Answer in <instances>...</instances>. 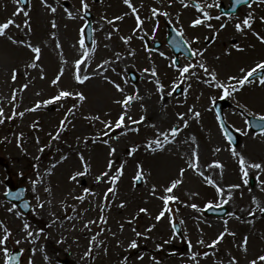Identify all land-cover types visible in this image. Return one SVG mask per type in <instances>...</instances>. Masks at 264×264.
I'll return each mask as SVG.
<instances>
[{"label": "rangeland", "instance_id": "obj_1", "mask_svg": "<svg viewBox=\"0 0 264 264\" xmlns=\"http://www.w3.org/2000/svg\"><path fill=\"white\" fill-rule=\"evenodd\" d=\"M191 1L130 0L134 13L124 0H83L87 9L82 0H27L24 7L18 0H0V23L15 21L0 35V160L7 165H0V238L8 234L0 245V264L6 260L4 247L21 249L20 264H233V258L235 264H249L264 255V131H249L243 114H264V85L255 78L227 97L214 86L231 85L228 77H240L241 68L264 61V42L256 35L264 36V1L217 18L216 5L226 0H195L211 17L196 26L192 21L203 19V13ZM153 9L159 10L155 16ZM84 10L92 13L93 35L82 48ZM249 15L251 27L237 31L236 24ZM168 23L202 55L180 57L174 65L168 46L152 47ZM144 37L150 39L147 45ZM27 43L41 49L38 60ZM82 57L80 75L89 76L83 83L75 79V61ZM201 62L215 70L216 81L205 83L211 76L198 66L190 69L195 75L181 77L180 67ZM60 91L85 99L53 100ZM129 95L134 99L125 107L120 101ZM220 97L229 101L225 120L241 135L236 146L223 136L213 110ZM122 114L124 124L116 128ZM172 127L180 129L176 137L157 148L155 140L163 141L160 133ZM239 156L262 167L247 166L244 176ZM214 161L221 166L210 167ZM193 162L196 169L189 166ZM7 175L24 187L32 207L27 214L4 199ZM177 179L181 182L166 193ZM165 195L177 197L167 211ZM209 204L225 207V214L206 215ZM161 211L165 214L157 220ZM29 214L43 223L34 224ZM222 232L223 239L212 245ZM133 241L136 247H129Z\"/></svg>", "mask_w": 264, "mask_h": 264}, {"label": "snow or ice", "instance_id": "obj_2", "mask_svg": "<svg viewBox=\"0 0 264 264\" xmlns=\"http://www.w3.org/2000/svg\"><path fill=\"white\" fill-rule=\"evenodd\" d=\"M171 2V0H170ZM242 0H236V3H241ZM124 3L125 4H128L130 8H132V11L135 13L136 12V9L135 7H133L130 3V0H124ZM82 4H83V7L85 9H87L88 5L86 3L83 2L82 0ZM185 7L188 6L187 3L184 4ZM217 7L219 5H216ZM194 7L203 13V19L201 18H197V19H194L192 21V25L193 26H196V25H199L201 23L204 22V20H207V19H211V17L209 16V14L203 10V7L200 3H195L194 4ZM52 11H55V9L53 8ZM159 12L158 9H153V16L157 15V13ZM16 13H14L15 15ZM164 15H167V13H163ZM24 15L27 16V13L25 12ZM122 17H117L116 19H121ZM219 18V17H217ZM251 16L249 15L248 17H246L243 21H242V24L241 23H237L236 24V29L237 31H242L244 27H251ZM262 19H264V17H262ZM136 20H137V27L139 28L140 25L142 24V21L139 17V15H137L136 17ZM15 23V21L13 19H8L6 22H3V23H0V35H4L5 34V30L9 28L10 25H13ZM25 24L27 25L28 24V21L26 20L25 21ZM209 27H212L211 25H208ZM53 27H55V24H53ZM225 27V25H221V28ZM258 39H260L262 42H264V36H260L258 33H256ZM177 36H182V30L181 31H178L177 32ZM122 39H129V38H122ZM15 43H20V44H25L24 41H14ZM189 41L187 40H183V39H179V40H176V47L177 48H181L183 47L184 45H189ZM80 45L81 47L83 48L84 47V39L81 38L80 40ZM26 46L28 48L31 49V51L33 53H35V59L38 60L40 58V52H41V49L37 46H33L31 43H27ZM235 47H237L238 50H241L240 49V46L239 45H236ZM89 55V53L87 51H85L83 53V56L84 57H87ZM161 55H164V53H161ZM192 55H202V53L199 51V50H196V51H193L192 52ZM83 62V57L82 59H78L75 61V64H76V67H77V73L75 75V79L78 81V82H81L83 83L85 80L89 79V76L87 75H84V76H81L80 75V65L82 64ZM175 64V61L173 62ZM32 67H35V63H33L31 65ZM199 67L200 69H203L204 73L208 74L209 76H211V80L210 81H205V83H209V84H212L214 81H216L217 77H216V72L215 70H211L209 71L207 65L203 62L199 63L198 65H193V64H188V65H185L183 67H180L178 70L180 72V75L181 77H184L185 74H190V75H195L196 73L195 72H191L190 73V69L194 68V67ZM99 67V66H98ZM147 71V70H146ZM257 71H261V75L259 77V83L261 85H264V61H260L259 63H257L255 66L251 67V68H248V69H245V68H241L240 69V72L242 73V75L240 77H235V76H230L228 77L229 81H232L233 83L231 85H226V84H223V83H217L215 84L214 86H217L219 88H221L223 90V94L225 97L231 95V93L233 92H236L238 91L240 88H242L245 84L251 82L250 81V77H253ZM152 74L153 76L156 75V72L155 70L153 69L152 70ZM61 75H62V71H61ZM12 79L15 80L16 79V70L14 69L13 72H12ZM60 79V75H58L56 77V79H54L52 81L53 84H56L57 81ZM114 83V82H113ZM157 85H158V89H162L164 86L162 84L159 83V81H157ZM25 87H27V85H25ZM115 87L118 89V90H121L123 91V89H121V86L119 84H115ZM171 93H169L170 95ZM72 95H75V96H78L79 99L81 101H83L85 99L84 95L82 93H72V92H69V91H60V93L58 94V96L56 97H53L52 99L53 100H58L62 97H68V96H72ZM14 98V97H13ZM134 99L133 96L129 95L127 97H125V99L123 101H120V103L124 104L125 107H127V105ZM51 101H44L43 103H50ZM75 107V105L73 106ZM71 111V110H70ZM190 112L193 111V109H189ZM3 113V109H0V115H2ZM20 115H23V113H20ZM180 115L181 119H183V114H178ZM194 116L195 117H199L200 116V113L197 111V112H194ZM99 117H97L98 119ZM219 119V117H217ZM143 119V118H142ZM124 120H125V115L122 114L120 115V117L115 121V127L116 128H119L121 127L123 124H124ZM2 122V121H0ZM133 123H136L135 121H133ZM184 124L185 126H187V121L185 120L184 121ZM64 126V121L61 122V127ZM111 126V122H106L105 124V127H110ZM257 126L259 128H261L262 131H264V114H260L258 115V124ZM180 131V129L178 127H172L168 132H161L160 133V136L163 137V141H161L160 139H156L155 140V145L157 148H163L164 144L166 143H170L172 139H174L176 137V135L178 134V132ZM237 131H239V129H237ZM106 135V133H105ZM105 143H107V141H105ZM149 147H151V144H149ZM112 151L114 152L115 149H112ZM135 151V148H133L132 150L129 151L128 155L131 156L133 154V152ZM216 151H219V149H216ZM234 155H238L237 153H234ZM193 156H196L197 159H198V156H197V153L193 152ZM64 159V158H62ZM81 160L83 161V157L81 156ZM239 163H240V170L241 172L244 174V176H247V166H251V167H255V168H261L262 165L257 163V164H252V165H248L247 164V161L244 159L243 156H239ZM190 167H192L193 169H196L198 167L197 163L196 162H193L189 165ZM211 166H217V167H220V163L218 161H214L213 162V165H210ZM109 167H111V161L109 162ZM122 168H123V165L121 166V169H118V173L119 174H122ZM184 169H181L180 170V175L182 176L184 174ZM76 175H81V173H77ZM104 175H107L106 173ZM141 173L138 172L135 179L136 180H139L141 179ZM202 175V173H201ZM99 179V177L97 178ZM119 179V175H116V176H112L111 177V180L113 182V184ZM181 181L179 179L177 180H174L172 181L171 185L167 188H165V192L166 193H171L172 190L180 183ZM207 182L209 184H214L215 182L211 179V178H208ZM246 182V181H245ZM231 187H238V185H232ZM89 189H85V192H88ZM114 189L113 188H109L108 189V192H113ZM217 191L222 193L223 190L220 189L219 187L217 188ZM163 201H164V205H165V211L169 210L168 209V202L169 201H172V200H176L177 197H175L174 195H165L162 197ZM209 207L211 206V204L208 205ZM193 208L196 207V205H192ZM261 211H264V208H261L260 209ZM141 212H145L147 211L146 209H140ZM165 211H161L159 213V215L156 216V219L159 220L161 219V217L164 216L165 214ZM250 215H253V213H249ZM28 225H25V228H27ZM228 229L225 228V232H227ZM225 232H222L220 233V235L212 241V245H216L220 240L223 239L224 237V234ZM29 236L32 235V233H28ZM137 235H139V233H137ZM8 239V234L4 235L2 238H0V245H5L6 244V241ZM17 243H19V241H17ZM201 243H203V241H201ZM247 243H248V239L247 237L244 238V241H243V245L245 247V250H247ZM129 247H136V242L133 241ZM3 252L5 254V257H6V260H5V264H13V262L17 259L16 256L14 255H9V250L4 247L3 249ZM87 254V253H86ZM205 255H207V253H205ZM258 261L260 262V264H264V255H260L258 256L256 259H253L249 262V264H258ZM29 264H31V261L29 262ZM233 264H235V258H233Z\"/></svg>", "mask_w": 264, "mask_h": 264}, {"label": "water", "instance_id": "obj_3", "mask_svg": "<svg viewBox=\"0 0 264 264\" xmlns=\"http://www.w3.org/2000/svg\"><path fill=\"white\" fill-rule=\"evenodd\" d=\"M87 34H89L88 32H87ZM87 40H88V37H87ZM178 40V39H177ZM21 191V190H20ZM22 192V191H21ZM5 196L6 197H8V198H10V199H13V200H15V199H17V198H19L20 196H21V193H19V194H13V193H7V194H5ZM20 207H22L23 208V210H27V208H26V203L25 202H21V203H19L18 204ZM221 210H219V209H209V210H207L206 212H220Z\"/></svg>", "mask_w": 264, "mask_h": 264}]
</instances>
